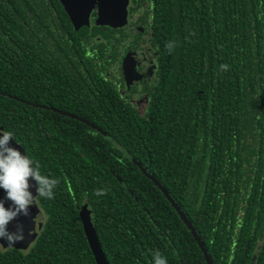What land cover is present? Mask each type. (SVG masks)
Instances as JSON below:
<instances>
[{"label":"trees","instance_id":"obj_1","mask_svg":"<svg viewBox=\"0 0 264 264\" xmlns=\"http://www.w3.org/2000/svg\"><path fill=\"white\" fill-rule=\"evenodd\" d=\"M132 2L146 24L136 44L158 65L138 97L110 56L128 23L81 34L59 0H0V128L60 180L39 200L37 239L0 243V264H97L85 203L110 264H154L157 251L208 264L204 249L233 264L250 222H264V0Z\"/></svg>","mask_w":264,"mask_h":264},{"label":"clouds","instance_id":"obj_2","mask_svg":"<svg viewBox=\"0 0 264 264\" xmlns=\"http://www.w3.org/2000/svg\"><path fill=\"white\" fill-rule=\"evenodd\" d=\"M166 47L170 52L172 45ZM221 68L227 70L228 65ZM13 139V132L0 128V189L5 193L0 199V239L6 240L10 246L26 237L23 223L17 222L14 231L9 226L22 216L31 217V208L38 206L41 198L54 199L60 184L58 178L41 172L39 161L12 146ZM97 194L101 193L98 191ZM6 202H10L8 207ZM32 220L35 223V217ZM153 259L154 264H168L167 258L158 251L153 254Z\"/></svg>","mask_w":264,"mask_h":264},{"label":"water","instance_id":"obj_3","mask_svg":"<svg viewBox=\"0 0 264 264\" xmlns=\"http://www.w3.org/2000/svg\"><path fill=\"white\" fill-rule=\"evenodd\" d=\"M67 14L70 17L74 27L81 34L89 31L91 26V14L94 9H97L98 16L95 23L102 26H111L113 28L123 27L128 23L129 4L130 0H59ZM138 82L143 83L138 79ZM11 145L17 147L22 153L25 154L23 147L17 143L15 139L11 141ZM34 183V181H33ZM35 194V188L32 189ZM5 196L3 189H0V199ZM10 202H6L8 207ZM80 216L84 226L85 234L89 241L91 250L94 254L97 264H110L106 253L102 247L97 229L92 220V211L89 209L88 204L82 205L80 209ZM35 217V223L32 218ZM45 214L38 206L31 208V217H20L19 221H14L9 226L10 230H15V224L17 222L23 223L25 229V239L22 242L14 245H9L6 240H1L4 246L23 248L28 250L34 241L39 236L40 231L44 226ZM30 233V234H29ZM205 258L208 264H213L211 256L207 249L203 250Z\"/></svg>","mask_w":264,"mask_h":264},{"label":"flooded vegetation","instance_id":"obj_4","mask_svg":"<svg viewBox=\"0 0 264 264\" xmlns=\"http://www.w3.org/2000/svg\"><path fill=\"white\" fill-rule=\"evenodd\" d=\"M134 3L130 0L129 4V14H128V29L129 35L127 39H125V46L123 49H120V52L111 51L110 56L113 57L114 60V68L116 70L122 72L120 76V80L125 84L126 88L129 89L130 93L134 97L138 96H145L149 95V91L151 88L152 83H154L156 79V70H157V60L155 58L156 51L152 50L150 47L149 50L147 49V44L143 41L139 44L135 41L134 33L135 31H144L145 27L141 24L138 20L143 15V10L138 9L135 11L133 9ZM98 16L97 9H94L91 14V30L92 31L93 24L96 21ZM145 16V13H144ZM101 39V38H99ZM138 79L142 80L143 83L138 82ZM87 204V203H85ZM39 207L42 209L41 204L39 202ZM84 205V204H83ZM89 206V205H88ZM44 212V210L42 209ZM45 214V213H44ZM239 214L243 215L244 211L242 209L239 210ZM46 219V215H45ZM238 222V233L241 234L243 232L242 224L245 221L241 219L237 220ZM45 223V220H44ZM254 224L250 230L251 238L245 240L244 238H239L238 242L236 243V250L234 252L235 259L233 264H255V257L258 256V252L264 249V239L260 237V233L264 232L262 229L263 221H259L255 219L254 221L250 222ZM255 240H260L258 244H254ZM0 243L2 244L1 240ZM3 245V244H2ZM4 246V245H3ZM6 248H14L4 246ZM23 249V248H22ZM26 250V249H25ZM248 256H252L251 261L248 262L246 259ZM223 264H232L230 261H224Z\"/></svg>","mask_w":264,"mask_h":264}]
</instances>
